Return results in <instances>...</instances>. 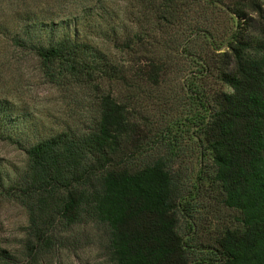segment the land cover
<instances>
[{
  "label": "trees",
  "instance_id": "1",
  "mask_svg": "<svg viewBox=\"0 0 264 264\" xmlns=\"http://www.w3.org/2000/svg\"><path fill=\"white\" fill-rule=\"evenodd\" d=\"M51 2L72 5L70 19L29 5L6 33L37 57L49 82L80 89L75 104L94 97L97 114L42 136L28 133L26 113L13 114L0 98V139L26 151L23 167L0 163V196L27 213L21 249L0 248V264H48L83 242L100 245L108 264H191L178 176L163 156H145L138 116L147 87L168 80L175 52L197 64L184 79L199 105L196 134L223 202L239 213V224L215 239L214 264H264V0ZM219 10L233 21L220 52L210 20ZM84 27L101 40L83 39ZM199 36L215 55L189 49ZM212 77L225 88L208 91Z\"/></svg>",
  "mask_w": 264,
  "mask_h": 264
},
{
  "label": "rangeland",
  "instance_id": "2",
  "mask_svg": "<svg viewBox=\"0 0 264 264\" xmlns=\"http://www.w3.org/2000/svg\"><path fill=\"white\" fill-rule=\"evenodd\" d=\"M51 1L48 3L50 10L61 13V18L69 20L67 11H73L74 7L70 4L72 9L67 8ZM40 4V0H0V98L11 101L12 108L9 111L13 114L26 113L32 125L28 133L35 132L43 136L55 133L75 121H89L96 116L97 106L94 97H83L82 104H75L81 98L80 89L68 90L49 82L37 57L10 41L5 27L15 29L18 22L15 12L30 8L29 5L47 9V5ZM210 16V20L219 29L216 43L221 49L218 52L224 51L226 48L221 46V41L228 34L233 21L223 10L211 13ZM188 19L193 20L192 17ZM82 38L101 40L93 29L86 28L82 31ZM189 49L204 58L215 55V49L204 36L194 38ZM170 57L173 63L170 61L168 80L159 87H147L152 95L145 97V101L138 107V116H142L143 120L141 132L146 140L144 154L148 159L163 156L170 161L178 176L182 195L178 209L179 231L189 245L191 264H214L215 239L227 227L239 224V213L223 202V194L213 179L215 171L212 161L203 154L205 150L196 134L195 120L199 119V105L193 103L190 90L192 85L188 84L190 81L185 83L184 79L195 77L192 71L197 69V64L191 63L182 53L175 52ZM192 82L197 84L200 79ZM204 85L210 92L225 88L215 77L206 80ZM25 161L24 148L0 139L2 166L23 167ZM26 225L25 209L0 196V248L12 254L18 253ZM48 264L108 262L100 245L83 242L58 253Z\"/></svg>",
  "mask_w": 264,
  "mask_h": 264
}]
</instances>
